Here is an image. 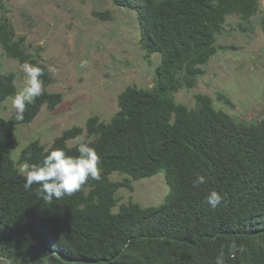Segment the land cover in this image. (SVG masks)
Returning a JSON list of instances; mask_svg holds the SVG:
<instances>
[{
	"label": "trees",
	"instance_id": "1",
	"mask_svg": "<svg viewBox=\"0 0 264 264\" xmlns=\"http://www.w3.org/2000/svg\"><path fill=\"white\" fill-rule=\"evenodd\" d=\"M110 1L134 13L145 56L159 57L153 87L126 88L108 123L91 117L49 149L30 143L15 162V129L42 107L53 110L61 96L47 92V68L27 51L0 0L2 57L45 70L44 93L27 106L24 121L15 112L0 116V255L19 264H215L223 252L226 264H264V107L259 120L245 123L217 110L206 95H196L192 107L176 101L216 55L230 17L246 26L256 20L264 37L261 0ZM15 80L0 66V106L17 93ZM218 99L229 106L225 95ZM81 136L101 157L99 181L51 203L37 195L39 185L24 189L18 165L40 164L58 148L78 156V145L67 142ZM113 174L124 179L112 182ZM159 174L168 188L160 205L120 204L121 189ZM198 175L206 182L194 186ZM212 191L222 196L216 208L207 203ZM234 241L243 250L233 255Z\"/></svg>",
	"mask_w": 264,
	"mask_h": 264
},
{
	"label": "rangeland",
	"instance_id": "2",
	"mask_svg": "<svg viewBox=\"0 0 264 264\" xmlns=\"http://www.w3.org/2000/svg\"><path fill=\"white\" fill-rule=\"evenodd\" d=\"M2 1L27 51L37 55L47 70L49 66L56 69L48 71L51 84L46 90L61 96L53 110L44 106L29 124L15 129V162L30 143L37 141L49 149L65 131L84 129L91 117L108 123L118 110L119 94L126 88L153 87L159 57L145 56L132 11L117 8L110 0ZM260 6L264 11V0ZM0 66L3 73H14L19 92L26 85L20 64L2 57L0 51ZM202 70L193 89L176 94L177 103L192 107L196 95H206L217 110L233 119L245 123L260 119L264 107V37L256 20L246 26L238 17H230L217 37L216 55ZM218 93L228 98L229 106L218 99ZM14 112L11 99L0 106V116L5 119ZM82 139L69 141L67 146L75 147ZM17 167L20 170V165ZM123 179L116 174L110 177L112 182ZM167 192L164 177L159 174L134 182L131 191L121 189L117 198L120 204L155 207Z\"/></svg>",
	"mask_w": 264,
	"mask_h": 264
},
{
	"label": "clouds",
	"instance_id": "3",
	"mask_svg": "<svg viewBox=\"0 0 264 264\" xmlns=\"http://www.w3.org/2000/svg\"><path fill=\"white\" fill-rule=\"evenodd\" d=\"M20 68L25 74L26 85L10 99L11 107L16 113V121L23 122L27 106L33 104L44 93L42 77L45 70L29 62H24ZM48 71L54 72L56 69L49 66ZM77 151L78 156H71L63 149L58 148L50 151L40 164H21L20 171L26 176L24 189L27 191L34 184L39 185L37 195L51 203L54 198L59 200L80 191L89 180L99 181L101 179L102 160L95 148L91 147L87 141H81ZM205 182V176L198 175L193 183L194 186H198ZM221 202L222 196L216 191L210 192L207 196V203L212 208H216ZM230 247L233 255L237 251L243 250L235 241ZM0 264H19V261L12 257L0 255ZM215 264H226L223 252L216 257Z\"/></svg>",
	"mask_w": 264,
	"mask_h": 264
}]
</instances>
